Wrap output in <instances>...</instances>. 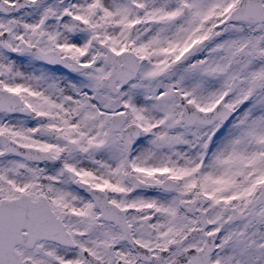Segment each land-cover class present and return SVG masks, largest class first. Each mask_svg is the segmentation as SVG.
<instances>
[{
  "label": "snow or ice",
  "instance_id": "1",
  "mask_svg": "<svg viewBox=\"0 0 264 264\" xmlns=\"http://www.w3.org/2000/svg\"><path fill=\"white\" fill-rule=\"evenodd\" d=\"M0 264H264V0H0Z\"/></svg>",
  "mask_w": 264,
  "mask_h": 264
}]
</instances>
